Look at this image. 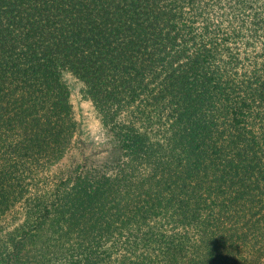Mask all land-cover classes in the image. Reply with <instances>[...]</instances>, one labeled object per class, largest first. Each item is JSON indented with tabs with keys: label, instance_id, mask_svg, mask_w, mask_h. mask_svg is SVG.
Segmentation results:
<instances>
[{
	"label": "trees",
	"instance_id": "trees-1",
	"mask_svg": "<svg viewBox=\"0 0 264 264\" xmlns=\"http://www.w3.org/2000/svg\"><path fill=\"white\" fill-rule=\"evenodd\" d=\"M0 264H264V0H0Z\"/></svg>",
	"mask_w": 264,
	"mask_h": 264
},
{
	"label": "rangeland",
	"instance_id": "rangeland-1",
	"mask_svg": "<svg viewBox=\"0 0 264 264\" xmlns=\"http://www.w3.org/2000/svg\"><path fill=\"white\" fill-rule=\"evenodd\" d=\"M246 4L249 6L250 3L247 1ZM68 81L71 86V103L79 126L78 138L87 142L88 145L94 143L95 145L88 146V149L91 148L92 150L94 147L101 145L105 133L93 112L90 102L82 97L79 82L71 77L68 78Z\"/></svg>",
	"mask_w": 264,
	"mask_h": 264
}]
</instances>
